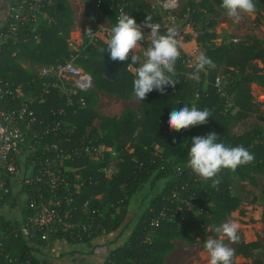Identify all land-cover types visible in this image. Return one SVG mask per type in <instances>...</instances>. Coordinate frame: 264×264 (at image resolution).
<instances>
[{"label":"trees","instance_id":"obj_1","mask_svg":"<svg viewBox=\"0 0 264 264\" xmlns=\"http://www.w3.org/2000/svg\"><path fill=\"white\" fill-rule=\"evenodd\" d=\"M12 1L14 0H10L9 4ZM141 1L101 0L98 10L110 28L117 19L115 13L108 10L109 3L126 5L127 12L137 23L145 21L147 17L151 18V22L157 21L158 16L151 11L141 12ZM211 1L225 11L221 7L222 0ZM191 2L186 0L177 15L181 17L188 9L186 23L195 32L196 43L204 48V53L214 61L216 68L209 70L206 67L199 72V81L189 79L184 63L187 56L181 50L173 76L178 81L175 86H166L164 93L151 91L134 110L127 109L118 117L103 116L96 111L95 91L111 93L124 100L130 97L135 78L128 70L127 63H131V54L127 62L112 61L108 53L100 54L99 50L106 48V45L98 39L91 43L84 39L76 50H72L68 42L72 10L67 0H51L50 6L45 10L46 19L25 23L16 40H7L1 45L0 75L15 84L20 83L23 90L34 89V85L39 89L42 79L37 77L36 72H26L17 62L20 58L37 65L52 66L74 57L73 62L91 79L93 89H76L71 105L65 104L64 95L58 94L55 88H50L44 101L34 103L32 109L37 117L66 120L73 126V138H80L84 145H105L115 151L117 162L109 178L96 170L103 164L92 162L87 156L80 155L64 162L65 169L71 170L82 181L80 191L74 196L75 204L88 200L93 208L102 213V224L106 225L108 233L121 225L126 227L127 224H122V221L128 202L135 192L140 191L145 184L153 189L155 184L161 182L158 191L137 216L126 241L111 250L103 264H166L164 258L172 249L174 239L189 244L199 243L204 249L205 240L214 237L212 226L222 222L239 205V199L230 194L232 176L250 169L264 178V137L258 131H231L235 124L256 111L249 85L253 83L264 87V71L256 64L264 61L261 41L253 35H246L236 43L212 44L211 40L216 37L213 20L199 19L198 15L202 13L195 12V3ZM262 8L264 10V4ZM208 11L213 17L217 16V11L211 5ZM140 43L142 47H146L148 41L145 39ZM99 60L113 64L117 75L107 77L98 66ZM194 63L195 61L193 69ZM216 75H223L226 79L224 92L225 96L231 95L228 99L231 103L229 107H225V97H219L215 93L212 82ZM196 90L198 97L195 105L199 109H209L212 116L206 124L190 126L180 131L170 130V112L179 110L185 104L190 107ZM79 97L84 101L83 106L75 101ZM58 108H62L63 115L55 114ZM210 132L218 134V142L226 146L242 145L254 155L251 163L238 166L235 171L221 169L213 178L219 180L215 186L213 179L205 180L186 166L191 138ZM251 140L259 141L251 146ZM154 145L158 146L157 150L153 149ZM107 156L104 153V157ZM261 196L264 199V195ZM1 203L2 200L0 205ZM116 206L119 207V213L115 211ZM79 215L83 213L77 211L74 218ZM155 219L157 224L150 226V221ZM261 221L264 224V212ZM0 227L14 230L1 239L6 253L19 258L26 254L29 264L41 258L44 244L37 242L31 246L23 238L14 217L10 219L0 214ZM84 243L90 245L89 240ZM259 246L258 241L245 243L240 238L235 244L234 255L246 257L249 251L258 249ZM0 264H4L1 257Z\"/></svg>","mask_w":264,"mask_h":264},{"label":"built area","instance_id":"obj_2","mask_svg":"<svg viewBox=\"0 0 264 264\" xmlns=\"http://www.w3.org/2000/svg\"><path fill=\"white\" fill-rule=\"evenodd\" d=\"M143 1L149 5V11L158 16V20L152 21V24L158 25L159 29L164 31L168 27H175L180 33L177 24L180 0ZM100 2L101 0H93L94 9L98 13ZM50 4L51 0L12 1L8 5L4 25L0 28V49L7 40L18 38V33L25 23L46 19L45 10ZM107 8L115 13L116 19L121 8L127 12L124 4L109 3ZM187 10L186 8V14ZM105 29L110 28L95 26V38L90 39L87 36V42L91 43L96 39L104 41L107 38ZM141 30L147 36L150 29L142 27ZM73 58L70 57L61 64L38 68L37 77L42 79L39 89L34 85V89L23 90L20 83L15 84L0 75V200L10 193L21 196L20 201L14 197L18 202L14 208L18 209V213L11 217L15 218L19 231L31 246L37 242L44 244L41 250L44 255L32 264H50L46 252L55 241L91 242L94 238L108 233L106 225L102 224V213L93 208L88 200L79 205L75 204L74 196L80 191L82 181L71 170L65 169L64 162L80 155L87 156L89 160L100 161L98 164L103 165L96 170L109 178L116 162L111 169L108 161L111 155H115V151L105 145H84L80 138H73V126L66 120L37 117L32 109L34 103L40 104L44 101L50 88H55L58 94L65 96L66 105L73 103L74 94L78 89L74 78L80 75L79 68L73 65ZM218 78L219 86L216 84ZM63 80H69L70 83H64ZM212 85L219 97H225V107H229L231 103L225 96L226 80L223 76L216 75ZM37 89L38 91H35ZM197 97L196 90L190 107L196 104ZM75 101L80 106L84 104L81 97L75 98ZM55 114L63 115L64 112L62 108H58ZM153 149L157 150L158 146L154 145ZM104 153L108 154L106 158ZM77 211L83 215L74 218ZM156 224V219L149 223L150 226ZM13 232L12 228L0 227V257L4 264H29L26 254L19 258L4 251L1 239Z\"/></svg>","mask_w":264,"mask_h":264},{"label":"rangeland","instance_id":"obj_3","mask_svg":"<svg viewBox=\"0 0 264 264\" xmlns=\"http://www.w3.org/2000/svg\"><path fill=\"white\" fill-rule=\"evenodd\" d=\"M185 1L186 0H180V6L183 5ZM191 1L195 3V12L202 13L198 15L199 19L213 20L216 37L211 40L212 44L236 43L241 40L243 36L253 35L261 41L264 52V10L262 8L264 0H254L257 10L252 14H242L239 23H234L231 19L227 18L226 11H222L217 6L213 5L211 0ZM68 2L72 4L73 13L72 22L69 26L68 42L70 48H77L84 39H87L85 32L88 28L93 30L97 25L110 28L107 20L94 9L93 0H68ZM140 5L141 12H144V10L149 11L150 7L145 1L142 0ZM210 5L217 11V16L213 17L208 11ZM186 15L187 14L184 12L181 17H178L177 24L179 25L184 44L182 52L184 50L188 54L186 55L183 52L187 56L184 61L186 66L185 73L190 74L194 72V56L198 55L200 52H204V48L196 43L194 39L196 34L191 26L186 23ZM146 47L141 46V50ZM192 54H194V56ZM256 64L264 71V61L262 63L257 62ZM73 65L80 70V75L74 78L78 90H92L91 79L88 75L82 71L77 63L74 62ZM223 78L225 79L224 76ZM63 82L70 83L69 80H63ZM249 90L256 111L246 119L235 124L231 128V131H258V133L264 137V87L252 83L249 85ZM95 92L97 95L95 108L96 111L103 116L118 117L127 109L134 110L140 102L133 93L128 99L124 100L111 93H102V91L99 90ZM230 96L229 94L227 98L229 99ZM258 141L259 140H251V146L257 144ZM115 157L116 153L109 158L108 164H110L111 169L114 167V162H117V158ZM92 162L98 164L100 161L92 160ZM160 185L161 182L159 181L154 185L153 189H149L147 184H145L140 191L136 192V199L131 207L133 217L138 215L145 207L144 205L147 204L158 191ZM230 194L239 199V205L235 211L231 212L228 217L215 226L218 227L228 220H235L240 226L238 235L243 242L258 241L260 244L258 249L249 251L246 257L234 255L233 264H264V224L261 221L262 213L264 212V199L261 196L264 195V178L251 172L250 169L242 170L240 173H236L232 176ZM16 196L17 195L10 193L2 199L0 214L10 217L12 213V216L16 215V212L18 213V209L16 207L14 208L15 205H18V202L14 198ZM17 199L22 200L20 196ZM115 211L119 213L120 210L118 206L115 207ZM206 230L208 229L206 228ZM216 235L217 234L214 232L213 238H215ZM225 243L233 249L235 248L236 242L229 241L225 238ZM79 247H82L80 243L55 241L48 249V254L51 256L54 264H69L72 261L77 264L78 260L81 259L76 251ZM61 253L62 255L58 256V254ZM164 260L166 264H208L207 254L204 249L200 247L199 243L189 244L179 239H174L172 241V249L165 255Z\"/></svg>","mask_w":264,"mask_h":264},{"label":"clouds","instance_id":"obj_4","mask_svg":"<svg viewBox=\"0 0 264 264\" xmlns=\"http://www.w3.org/2000/svg\"><path fill=\"white\" fill-rule=\"evenodd\" d=\"M221 7L226 11L227 18L234 23L240 22L242 14H252L257 10L254 0H222ZM142 27L150 29L147 36L142 32ZM105 32L106 48H101L99 52L108 53L110 60L120 62H127L131 54V63L127 64L135 77L133 92L138 100L142 101L153 90L164 93L166 86H175L178 82L173 76L184 44L175 27H168L166 32L161 33L159 26L151 23L150 17L143 24H138L133 16L121 8L117 22L110 29H105ZM85 34L94 39L96 32L88 28ZM146 37L147 47L141 50L140 41ZM206 67L209 70L215 69L216 64L204 52H200L195 56V70L189 74V79L198 80V73ZM216 84L220 85L219 78ZM210 116L211 112L207 108L199 109L195 104L191 107L185 104L179 110L170 112L168 126L170 130L180 131L206 124ZM187 155L186 166L205 180L213 179L223 168L235 171L238 166L254 160V155L244 146H226L218 142V134L215 132L192 137ZM218 183V179H213V186ZM239 227L235 220L223 222L218 227L212 226L211 230L217 235L205 240L203 245L208 264H233L235 250L225 243V238L238 242Z\"/></svg>","mask_w":264,"mask_h":264},{"label":"crops","instance_id":"obj_5","mask_svg":"<svg viewBox=\"0 0 264 264\" xmlns=\"http://www.w3.org/2000/svg\"><path fill=\"white\" fill-rule=\"evenodd\" d=\"M9 3H10V0H0V27L4 23V19H5V15H6ZM69 5H70L71 10H72V4L69 3ZM72 15H73V13H72ZM97 26H99V25H97ZM183 52L186 55H188L184 50H183ZM192 55L194 56V54H192ZM194 58H195V56H194ZM17 62L26 72H36L38 70V68L43 66V65H37L34 63H30V62H28L27 59H24V58L18 59ZM98 66L110 78H113L117 75L115 66L111 63H107V62H104L103 60H99ZM128 70H129V68H128ZM130 72H132V71H130ZM135 194H136V192L131 196V198L128 202V205L126 207V213H125L124 219L122 221V224H127L126 227L123 228L121 225V227H119L115 231L109 232V233L105 234L104 236H98L90 242V245H86L85 243H80L82 245V247L77 248L76 251L79 254V257L81 259L78 260L77 264H103L104 259L107 256V254L111 250L115 249L120 244H122L124 241H126L128 234H129L130 230L132 229V227H133V225L137 219V216L140 213L139 212L138 215L133 217V212L131 210V207H132V204L134 203V201L136 199ZM19 196L20 195H17L15 198L17 199V198H19ZM17 201H20V200L17 199ZM146 205L147 204H145L144 206L146 207ZM129 220H131V221H129ZM48 253H49V251L47 250L46 256H47L49 263L54 264L52 262L51 256H49ZM61 255H62V253L58 254V256H61ZM63 264H65V263H63ZM69 264H75V262L72 261Z\"/></svg>","mask_w":264,"mask_h":264}]
</instances>
